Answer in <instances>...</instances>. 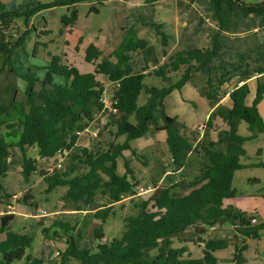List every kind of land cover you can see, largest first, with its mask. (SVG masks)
Here are the masks:
<instances>
[{
    "label": "trees",
    "instance_id": "1",
    "mask_svg": "<svg viewBox=\"0 0 264 264\" xmlns=\"http://www.w3.org/2000/svg\"><path fill=\"white\" fill-rule=\"evenodd\" d=\"M80 1L83 0H52L19 11H6L4 3L0 1V73L6 71L16 74L11 63L12 51L21 46L27 31L14 37L7 34L16 17H22L27 25L29 18L43 9L71 6V16L62 19L68 25L74 22L75 5ZM144 1L152 4L156 0ZM188 1L192 3L194 0ZM210 1L216 4L219 18L223 3L245 13H264V1L257 4H246L242 0ZM93 10L97 11L95 8ZM154 26L162 45H166L167 36L161 26ZM125 32V39L107 55H103L93 43L86 47L84 60L93 65L92 72L82 73L74 65L52 55L44 78L16 74L26 82V87L23 100L16 99L17 92L13 90L6 101H0V179L9 172L12 150L19 149L20 174L24 182L28 183L35 176H40L45 194L65 187L61 199L72 203L70 209L93 211L91 217L98 221V226L93 229L97 244L91 248L78 244L83 238V228L80 229L79 224L59 219L52 221V227L59 229L65 244L64 249L59 251L57 264H72V261L77 264H194L192 260L181 258L187 248L184 245L173 247V237L180 243L192 242L202 247L199 264H218L214 253L227 248L228 240L214 235L203 237L208 227L228 223L245 239H258L260 231L264 229V221L251 224V213L226 202L235 195L232 180L235 171L243 167L240 158L245 154L244 143L264 132V120L257 108L264 96V81L257 82L250 105L245 102L249 94L247 83L232 89L228 94L231 104L226 114L222 115L227 121H244L249 135L242 136L236 130H228L216 141L210 142L206 151L207 164L191 180L181 179L160 188L154 185V192L135 204L137 214L123 219L121 236L103 241L102 225L113 215V205L121 201L122 196L133 194L135 186L139 184L130 166L131 160L125 156L129 152L138 159L144 158L129 142L145 136L151 127L164 131L171 165L175 170L183 167L187 155L198 152L197 132L188 135L181 133L175 120L162 107L164 98L189 81L193 72L208 67L214 70V75H209L205 80V95L209 100H215L213 93L229 80L233 72L239 70L230 71L224 65L217 66L214 63L221 49L220 29L209 35L207 46L174 51L161 64L153 57L154 68L149 72H146L149 56L154 54V49L145 39L136 38L133 29ZM130 52H139L144 56L145 65L141 69L132 67ZM218 69L222 72H218ZM254 72L262 73L264 69L246 65L238 74L246 80ZM54 75L60 76L63 82H54ZM99 75L104 82L114 84L111 105L116 112H109L105 123V126L115 127L112 133L114 140L103 144L102 141L90 139L89 146L71 153L79 138L77 131L89 125L96 113L103 109L100 97L105 90V83L98 79ZM147 76L160 78L163 85L159 87L145 83ZM159 106L162 123L158 125L155 110ZM121 135L126 136L125 140L116 142L115 139ZM222 143L224 146L220 148ZM29 148L36 149L39 159L27 154ZM63 149L69 151L71 164L47 169L40 161L52 158ZM118 158H123V174L117 173ZM13 195L0 183V199L8 201ZM17 201L24 206L37 207V201L29 188L18 196ZM14 217L13 213L0 214V264L21 260L20 264H44L41 257L25 255L32 238L11 229L10 222ZM42 231L48 238L49 228L44 227ZM53 235L60 237L56 230ZM246 247V244L235 246L232 259L226 264H245L243 251ZM151 249L157 251L153 256L150 255Z\"/></svg>",
    "mask_w": 264,
    "mask_h": 264
},
{
    "label": "rangeland",
    "instance_id": "2",
    "mask_svg": "<svg viewBox=\"0 0 264 264\" xmlns=\"http://www.w3.org/2000/svg\"><path fill=\"white\" fill-rule=\"evenodd\" d=\"M4 3V9L6 11H19L28 10L37 3H47L52 0H1ZM244 3H260L261 0H242ZM207 4V7H206ZM195 7L199 9H211V18H217L221 21H228L235 14H239L238 8L230 7L223 3L221 4L219 18L216 14L217 6L210 0H197L194 3ZM71 6H55L53 8L43 9L37 13L31 24L25 25L22 17H16L10 28L7 31L9 36L21 35L25 30V36L23 43L18 48L13 49L11 56L12 67L16 74H30L31 76L42 79L47 72V66L52 55H56L62 59L65 63L74 65L80 72L87 73L93 71V65L84 60V49L89 43H93L99 46L101 49H116L118 45L125 39V31L133 29L137 36H143L145 39H149V44L155 51V48H159L161 43L160 38L154 33V24L168 23L164 19L159 7L145 3L144 0H83L76 4V18L72 24L65 25L62 19L71 16ZM97 11H94L93 9ZM207 11V10H206ZM245 16H256V21L259 23L261 16L264 13L245 14ZM146 18L148 20H146ZM144 22L146 24H144ZM153 24V25H152ZM260 38H263L261 32L258 33ZM158 40H157V39ZM228 39L229 44L235 43V40ZM247 40V39H246ZM244 39H237L241 44L246 41ZM159 42V43H158ZM262 45L264 40H261ZM133 57L131 62L134 67L138 65L136 62L135 52L129 53ZM141 54V53H140ZM228 54L233 56V50L228 46ZM149 56V65L154 63L153 57ZM153 59V62H152ZM250 59V55L238 56V63L241 64L242 69L247 65L246 61ZM144 63V56L141 54L139 60ZM228 61L230 58L228 57ZM214 63L217 65L216 61ZM254 68L256 66H249ZM228 70L233 71L232 68ZM218 72H222L218 69ZM10 72L0 73V101H6L11 95L13 90H16V99L23 100V92L26 87L21 77ZM214 71H212V76ZM101 79V76H98ZM155 77H146L145 83L153 84L156 86H162L163 82L155 81ZM157 80V79H156ZM53 81L62 83L63 80L60 76H53ZM113 88L107 86L105 89L107 95H111ZM254 94V93H253ZM178 98V92L171 94L169 97ZM170 99H166L165 111H169L175 120L176 125L183 128V130L190 129L194 116L201 115L203 111V105L196 100H187L190 104L189 117L187 120L183 118L179 113L176 114V106H171ZM169 102V103H168ZM228 102H230L228 100ZM195 103V104H194ZM175 103H172V105ZM261 113L264 116V104L260 107ZM167 113V112H166ZM98 114V113H97ZM108 110L106 109L100 115L96 116V125L100 127V136L95 142L102 141L103 144L114 140L112 133L115 131V127L112 125L105 126L108 118ZM156 123H162V116L159 108L155 110ZM228 130H236L238 134L242 136L249 135L247 124L244 121L238 119H232L228 121ZM83 140L81 145H75L71 153L79 152L81 148L89 146L88 136H79ZM126 136L121 135L115 139L116 142H123ZM130 145L135 148L137 153L143 156L144 159L136 158L129 152H126V156L130 161V166L135 173V176L139 180V184L135 188L136 191H140L139 188L154 185L158 187V179L161 177L164 171L172 170L171 155L169 153L166 141L165 132L155 130L153 127L149 132L138 139L131 140ZM243 148L245 150L244 156L240 158L242 168L235 171L232 188L235 190L233 198L228 199L226 202L251 213V224H255L264 221V132L259 133L257 138L248 140L244 143ZM27 154L33 158H36V150L29 148ZM70 156L66 155L63 160V166L71 164ZM206 158L203 151L194 152L187 159V172L186 180H190L194 177V169L203 166ZM21 168V152L19 149L12 150V161L9 166V172L6 177L0 179V183L4 186L8 193H14L15 198L13 203V211L18 212L15 219L10 222V227L14 231L24 233L32 238L30 247L26 248L25 255H32L41 257L44 260V264H56L59 261L60 254L54 256L57 251H62L65 247L64 238L58 228L52 227L51 223L54 219L67 221L68 223H74L75 220H79L76 224H79V228H83V238L78 242L81 247L91 248L97 244V240L93 236V229L98 226L95 219L91 217L92 210H88L82 217L77 216V213H53L55 211L70 209L71 202L61 199V195L65 191V187H58L52 192L45 194L44 184L40 176H35L33 181L28 183L22 180L20 174ZM125 171L123 158L117 159V173L123 174ZM189 173V174H187ZM167 185L161 183L160 187ZM29 188L30 192L37 201V207L31 208L18 203L17 198L20 194L25 192V189ZM154 191L148 193L135 194L132 197L124 196L120 202L115 203L112 213L106 222L102 225V231L104 233L105 240H112L119 238L124 230L123 219L125 217H133L137 214V208L135 204L140 203L142 200L147 199ZM100 199V196H97ZM5 198L0 199V214L5 210L7 204ZM43 209L46 211L44 216H36L38 210ZM8 210V209H7ZM255 219V221H253ZM86 225L85 226H83ZM49 228L48 238H45L42 229ZM54 230L60 234L54 236ZM214 235L216 237L226 238L228 240V247L220 249L215 252L216 257H220L221 264L229 263L232 259L235 246H241L246 244L247 247L243 251L245 258V264H264V229L260 231V237L258 239H245L239 236L236 228L230 224H216L215 226L208 227L203 237ZM2 236H0V239ZM104 240V241H105ZM173 247L181 245L176 241V237H173ZM191 246L194 256L201 258V246L196 243L189 244ZM156 249L150 250V255H155ZM200 258L191 259L194 264H199ZM21 261H14L12 264H20ZM72 264H77L72 261Z\"/></svg>",
    "mask_w": 264,
    "mask_h": 264
},
{
    "label": "crops",
    "instance_id": "3",
    "mask_svg": "<svg viewBox=\"0 0 264 264\" xmlns=\"http://www.w3.org/2000/svg\"><path fill=\"white\" fill-rule=\"evenodd\" d=\"M195 1L197 0H194L192 3H189L188 0H156L150 5H152V7H155V6L159 7L164 19L168 21L167 24L161 23L160 21H158L160 23L159 25L161 26L162 32L167 36V44L162 45V43L158 42L159 48L158 47L155 48V51H154V53L156 54L155 58L158 61V64H161L162 62H164L166 56L173 53L174 51L186 50L190 48H201V47L207 46L209 42V35L213 31L220 29L219 40L221 43V49L215 58L217 66L224 65L227 69L232 68L233 71L236 68H239V70L233 72L232 75H230L229 80L225 82L220 87L219 90L213 93V96L216 97L215 100H209L205 95L206 90H207L205 80L209 75L212 76V71H214L212 68L209 69L208 67H206L202 71L193 72V77L189 81L184 83V85L181 86L180 89H174L163 100L162 107L164 109L166 106V101H167L166 99H170L169 97H171V94L173 95V93L178 92V98H173L172 100L170 99L169 101L172 107L176 106L177 108L176 114L179 113L180 115L183 116V118H185V120H187V118L189 117V112L191 110L189 108L190 104L187 102V100L191 101V100L199 99L198 101H200V103L203 105V108H202L203 111L201 112V115L199 116L196 115L193 117V121L191 123L190 129L183 130V128L179 126L181 133L188 135V134L197 132L196 130L198 126L205 124V128L200 138L198 139L199 142L196 144V148L198 152L199 151L204 152L206 160L203 166L198 167L197 170L194 169V172H195L194 174L196 175L199 172V170L203 168L205 164H207L206 151H207V146L209 145V143L212 141H216L219 136H222L224 132L228 131V121L225 120L222 117V115L226 114L227 109L231 104L230 102H228L229 92L235 87L243 83H247L249 87V94L245 102L246 104L250 105L255 96L257 82L264 81V72L262 73L254 72L250 78L243 80L238 74L243 69L241 67V64L238 63V60H237L238 56L243 57L244 55H250V59L246 61V64L248 66H256V67L261 66L264 69V47L261 42L262 39L264 40V16H261V19L258 23L256 21L257 19L256 16H251V17L245 16V14H255V13H245L244 11L238 9L239 14H235L236 16H232L231 18L228 19V21H225V20L221 21L217 18L213 19L210 17V15H208L209 13L211 14V9H206L207 10L206 11V10L195 7L194 5ZM262 1L264 0H261V2ZM248 4H254V3H248ZM206 7H207V4H206ZM36 14H34L32 17L29 18L28 25L31 24V21ZM146 20L148 19L146 18ZM259 32H261V34L263 35V38L259 37L258 35ZM137 36L139 38H143V36L138 35V33H137ZM228 39H230V42L232 41L231 39L235 40V43L229 44ZM237 39H244V40L247 39V40L241 44L239 41H236ZM145 40L148 43L150 42L149 39H145ZM228 46H230L231 50H233V56L228 54ZM97 47L101 49L99 46ZM112 50H114V48L113 49L111 48L101 49L103 55L109 54ZM135 53H136L135 54L136 62H138V65L136 64L135 65L136 67H134L132 63L131 65L135 70H139L145 64L144 63L142 64L141 60L138 61L139 57H141V54L139 52H135ZM228 57L230 58V61H228ZM133 60L134 59L132 57L131 62ZM153 68L154 67L151 63V65H149V68L146 72H149ZM182 70L183 68L180 71ZM147 77L152 78L155 76H147ZM158 79L160 78L155 77L154 82L159 81ZM100 80L104 82V79L102 76ZM104 83H105V89L107 88V86H111L112 88L114 86V84L110 82L109 83L104 82ZM172 103H175V104L172 105ZM263 104H264V96H263V99L257 105L258 111L264 120V116L262 115L261 110L259 108ZM158 108H159V111L161 112V107L159 106ZM191 111L195 112L193 110ZM166 112L169 116L171 117L173 116L171 113H169V111H165V113ZM97 113L95 115V118L97 115H100L102 111H99ZM82 140L83 139L79 137L76 145L78 146L81 145L80 142ZM223 146L224 144L222 143L220 144L219 147L223 148ZM193 153L194 152L189 153L187 155L185 159V164L183 167H180L176 170L172 167V170L164 171L161 177L158 179V181H156L158 183L157 185L159 186L161 183H166L167 185L165 186H169L181 179L186 180V177H184L186 176V172H187L186 170L187 162L186 161L191 155H193ZM87 211L88 210L63 209V210L55 211L53 213H74V214L77 213V216L79 218V216L82 217ZM4 212L13 213L15 214V217L18 214V212L7 210V204L5 205ZM78 221L79 220H75L74 223ZM95 222L98 224V221L96 219H95ZM104 240H105V237L103 238V241ZM191 243L192 242H185V243H180L181 245H178V247L184 245L187 248V250L183 253L181 257L184 260L200 258V257L194 256V252L191 246H189V244ZM217 258H218V264H221L220 257H217ZM57 263L58 262H56V264Z\"/></svg>",
    "mask_w": 264,
    "mask_h": 264
},
{
    "label": "built area",
    "instance_id": "4",
    "mask_svg": "<svg viewBox=\"0 0 264 264\" xmlns=\"http://www.w3.org/2000/svg\"><path fill=\"white\" fill-rule=\"evenodd\" d=\"M100 101L103 104V109L101 110L102 112L105 111L106 109L108 110V112H112L115 113L116 109L111 105V95H107L106 91L104 90L102 96L100 97ZM96 123V118H94L89 125H87L86 127H84L82 130L77 131L78 136H83L86 135L88 136V138L96 140L99 138V133H100V127L98 125L95 124ZM205 128V124L198 126L197 128V138L199 139L203 130ZM89 139V140H90ZM69 154V151L63 149L61 150L58 154H56L55 156H53L50 159L47 160H40L42 162V164H44V166L47 169H52L54 167H61L63 165V160L64 157L66 155ZM35 159H39V157L37 156L36 153V158ZM137 186H135L136 188ZM134 188L135 192L133 194L127 195L129 197L134 196L135 194H141V193H148L151 191H154L155 187H151V186H147V187H142L139 188L140 191H136V189ZM15 195L12 196V198H10L8 201L9 203H7V209L9 211H13V203H14V199ZM122 198H124V196H122ZM46 211L43 209H39L38 210V214L36 216H44L46 215ZM253 221H255V219H253ZM59 255V251L54 253V256H58Z\"/></svg>",
    "mask_w": 264,
    "mask_h": 264
}]
</instances>
